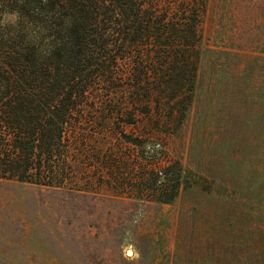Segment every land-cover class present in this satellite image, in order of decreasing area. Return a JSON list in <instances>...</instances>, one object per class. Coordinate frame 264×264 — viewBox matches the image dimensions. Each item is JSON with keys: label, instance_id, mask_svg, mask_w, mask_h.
<instances>
[{"label": "trees", "instance_id": "trees-1", "mask_svg": "<svg viewBox=\"0 0 264 264\" xmlns=\"http://www.w3.org/2000/svg\"><path fill=\"white\" fill-rule=\"evenodd\" d=\"M209 3L0 0V183L160 204L193 186L171 145L210 51Z\"/></svg>", "mask_w": 264, "mask_h": 264}, {"label": "rangeland", "instance_id": "rangeland-1", "mask_svg": "<svg viewBox=\"0 0 264 264\" xmlns=\"http://www.w3.org/2000/svg\"><path fill=\"white\" fill-rule=\"evenodd\" d=\"M204 31L200 86L171 145L193 186L160 204L0 183V264H237L264 255V0H210Z\"/></svg>", "mask_w": 264, "mask_h": 264}, {"label": "water", "instance_id": "water-1", "mask_svg": "<svg viewBox=\"0 0 264 264\" xmlns=\"http://www.w3.org/2000/svg\"><path fill=\"white\" fill-rule=\"evenodd\" d=\"M129 253L131 254V253H132V251H129Z\"/></svg>", "mask_w": 264, "mask_h": 264}]
</instances>
